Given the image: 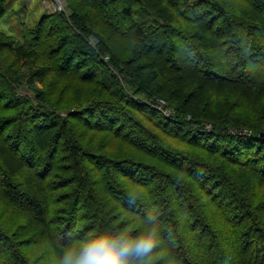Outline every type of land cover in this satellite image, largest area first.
Masks as SVG:
<instances>
[{"label":"trees","instance_id":"obj_1","mask_svg":"<svg viewBox=\"0 0 264 264\" xmlns=\"http://www.w3.org/2000/svg\"><path fill=\"white\" fill-rule=\"evenodd\" d=\"M65 1L0 30V264L148 210L149 264H264V0Z\"/></svg>","mask_w":264,"mask_h":264},{"label":"clouds","instance_id":"obj_2","mask_svg":"<svg viewBox=\"0 0 264 264\" xmlns=\"http://www.w3.org/2000/svg\"><path fill=\"white\" fill-rule=\"evenodd\" d=\"M162 231L159 214L148 210L137 229L108 224L70 237L67 244L60 245L51 264H149Z\"/></svg>","mask_w":264,"mask_h":264},{"label":"rangeland","instance_id":"obj_3","mask_svg":"<svg viewBox=\"0 0 264 264\" xmlns=\"http://www.w3.org/2000/svg\"><path fill=\"white\" fill-rule=\"evenodd\" d=\"M8 8L0 17V30L14 36L17 42L21 41L19 26L20 21H25L29 26L33 25L44 11H47L46 0H6ZM20 90L25 93L31 91L26 86Z\"/></svg>","mask_w":264,"mask_h":264},{"label":"built area","instance_id":"obj_4","mask_svg":"<svg viewBox=\"0 0 264 264\" xmlns=\"http://www.w3.org/2000/svg\"><path fill=\"white\" fill-rule=\"evenodd\" d=\"M66 1L65 0H46V10L49 13H54V12H62L64 14H67V6H66ZM107 57H104V60H106ZM157 109L161 112L163 116H169L173 113V110L168 106L167 102L162 99L158 98L154 104ZM210 125L206 124V128H209ZM231 132H242L245 133L247 132L246 130L240 128V129H230Z\"/></svg>","mask_w":264,"mask_h":264}]
</instances>
